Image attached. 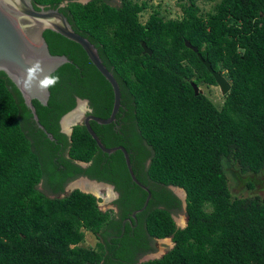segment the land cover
Instances as JSON below:
<instances>
[{
    "label": "trees",
    "instance_id": "trees-1",
    "mask_svg": "<svg viewBox=\"0 0 264 264\" xmlns=\"http://www.w3.org/2000/svg\"><path fill=\"white\" fill-rule=\"evenodd\" d=\"M208 1L202 12L197 0H178L182 14L167 18L149 0H32L36 9L57 8L113 74L115 119L90 126L106 147H125L151 196L132 217L147 191L131 179L123 153L103 152L84 124L70 136L60 131L77 98L108 117L113 89L78 43L45 29L50 53L69 59L52 72L60 82L47 104L32 101L52 139L0 71V264H264V194L232 197L223 166L264 168V0ZM185 40L229 76L221 105L195 94L191 82L217 84ZM78 176L113 184L118 211L78 188L60 196ZM170 185L186 191L184 227L175 223L181 202ZM86 231L94 246L81 245ZM166 237L173 246L162 256L139 261Z\"/></svg>",
    "mask_w": 264,
    "mask_h": 264
},
{
    "label": "water",
    "instance_id": "water-1",
    "mask_svg": "<svg viewBox=\"0 0 264 264\" xmlns=\"http://www.w3.org/2000/svg\"><path fill=\"white\" fill-rule=\"evenodd\" d=\"M75 1L85 3L88 0ZM65 2L61 3L60 6H63ZM45 29L52 30L78 43L83 48L93 65L106 78V80L110 83L113 89V106L108 117L103 118L89 113L90 111H86L87 108H90L88 106V100L77 98L75 107L66 112L60 118V125L63 131L68 136H70L72 129L75 125L84 124L89 134L96 141L97 146L103 152L112 153L116 150H120L123 153L125 164L131 179L147 191V197L144 201L143 207L132 212L131 215L132 217H134L137 211L142 210L147 205L151 193L148 188L136 178L131 167L128 152L126 151L125 147L122 145H116L112 147H106L105 145H103L97 134L91 128L89 122L90 120H93L99 124L111 123L115 119V115L120 107V89L118 83L114 78L113 74L103 64L98 54L97 48L94 46V44L90 42L86 37L77 33L72 28L67 18L57 8H44L41 6L39 9H36L33 6L32 0H0V65L6 66L7 69V71L3 72L13 82V79L10 74L16 73L26 67V65L24 64L25 57L42 59L44 61L46 70H49L51 72L55 71L61 64L69 61V59L65 55H56L50 53L48 44L43 36V32ZM185 45L191 48L193 51L197 52L199 59L203 62L207 70L213 75L216 84L221 90V93L223 95L226 94L231 86L229 83V76L223 75L222 73L214 70L211 67L210 62L207 59H203L201 54L198 53V48L192 45L189 41L185 40ZM141 46L143 48L144 53H152V51L146 46L144 42L141 43ZM191 85L194 89L195 94L202 92L199 86L194 82H191ZM19 92L23 98L25 105L30 109L33 120L35 121L36 125L40 129H42L50 139H52L51 133L47 132L44 126L39 122L35 107L32 102L33 99H37L41 104L46 105L49 98V91L47 92V94H41L38 91H34L33 94L27 96L23 94L20 90ZM81 102L84 103V110L77 111L78 105ZM72 113H76V117L72 120V122H70L69 126L64 129L62 121L66 116ZM79 180L87 181V183L91 182L93 184L101 186L102 188L109 187L111 190L113 189L112 185L108 183L90 179L86 176H80L69 184L66 193H69L72 190L78 188L83 192L91 193L97 197L94 192L84 190L76 186L75 184ZM169 187L172 190L178 188L183 191V197H181V199L184 202V205H186V191L181 187L173 185H170ZM64 194L65 193L61 194L60 196H63ZM184 220L186 225L187 216L184 218ZM166 238L170 239V237ZM166 238H158L157 240ZM162 254L152 255L151 253H149L144 256L145 259L144 257H142L139 261L142 262L149 259L159 258L160 256H162Z\"/></svg>",
    "mask_w": 264,
    "mask_h": 264
},
{
    "label": "rangeland",
    "instance_id": "rangeland-1",
    "mask_svg": "<svg viewBox=\"0 0 264 264\" xmlns=\"http://www.w3.org/2000/svg\"><path fill=\"white\" fill-rule=\"evenodd\" d=\"M152 7H159L161 13L166 15L167 18L179 17L182 14L180 6L177 4L178 0H149ZM213 1L208 0H197V4L202 12H207L212 8ZM152 13L151 7H148L146 11H144L140 15V20L145 22L149 14ZM199 88L202 92L206 93L212 100L217 104L221 105L223 101V94L218 85H209L206 86L204 84L199 85ZM82 119V118H81ZM80 119V121H81ZM64 128V127H63ZM224 170L226 173L228 186L231 192L232 197H245V196H253L259 195L262 196L264 194V168L258 172H246L242 173L239 170L238 165L233 162L224 161ZM252 184V186L249 185ZM101 194L97 195L99 199L100 207L105 210L108 207H111L110 203V194L109 188L100 189ZM174 191L183 197V191L176 188ZM112 193V191H111ZM109 198V199H108ZM175 223L177 226H184L185 220L184 216L180 217L176 214H173ZM183 221V222H181ZM182 224V225H181ZM96 239L93 234L86 231L84 236V241L81 243L82 246H94ZM172 246V241L170 239H160L155 243L156 250L150 252L152 255H161L164 253L168 247ZM145 259V257H144ZM143 260V259H142Z\"/></svg>",
    "mask_w": 264,
    "mask_h": 264
},
{
    "label": "clouds",
    "instance_id": "clouds-1",
    "mask_svg": "<svg viewBox=\"0 0 264 264\" xmlns=\"http://www.w3.org/2000/svg\"><path fill=\"white\" fill-rule=\"evenodd\" d=\"M24 64L26 67L10 75L15 86L26 96L33 94L34 91L47 94L60 82L58 75L46 70L42 59L25 57ZM0 71H7L6 66L0 65ZM86 111H91V108H87Z\"/></svg>",
    "mask_w": 264,
    "mask_h": 264
},
{
    "label": "flooded vegetation",
    "instance_id": "flooded-vegetation-1",
    "mask_svg": "<svg viewBox=\"0 0 264 264\" xmlns=\"http://www.w3.org/2000/svg\"><path fill=\"white\" fill-rule=\"evenodd\" d=\"M89 106V105H88ZM87 114H88V112H87ZM59 127H60V131L61 132H63V133H65L64 131H63V129L61 128V125H60V121H59ZM66 134V133H65ZM67 135V134H66ZM68 136V135H67ZM149 161V160H148ZM76 163L78 164V165H80L81 167H86V166H88L89 164H90V162H83V161H76ZM80 176H78L77 178H79ZM87 177V176H86ZM77 178H74V179H72V180H70V181H68L65 185H64V189H63V192L64 193H66V191H67V187L69 186V184L71 183V182H73L74 180H76ZM94 180H96V179H94ZM97 181H99V180H97ZM100 182H104V181H100ZM105 183H108V182H105ZM108 184H110V185H112V196H111V199H110V203L112 204L111 205V207H108L107 209H113L115 212H117L118 210H117V207H116V205L114 204V200H116L118 197H119V192L115 189V187H114V185L113 184H111V183H108ZM38 188H40V189H42L43 191H44V189H43V181H41L39 184H38ZM170 188V187H169ZM101 189H104V188H102L101 187ZM171 189V188H170ZM101 191V190H100ZM171 191L173 192V194L174 195H176L178 198H179V200H180V202H181V207H180V210L176 213V215H178L179 217L181 216V215H183L184 217H186V214H185V206L186 205H184V202L182 201V199H181V196L180 195H178L174 190H172L171 189ZM99 206H100V204H99ZM102 209V208H101ZM106 210V209H105ZM128 219V218H127ZM125 221V220H124ZM156 241H157V239H154V245H155V243H156ZM169 248V247H168ZM167 248V249H168ZM147 254H149V253H146V254H144V255H142L141 257H140V259L142 258V257H144L145 255H147ZM139 259V260H140Z\"/></svg>",
    "mask_w": 264,
    "mask_h": 264
},
{
    "label": "bare ground",
    "instance_id": "bare-ground-1",
    "mask_svg": "<svg viewBox=\"0 0 264 264\" xmlns=\"http://www.w3.org/2000/svg\"><path fill=\"white\" fill-rule=\"evenodd\" d=\"M83 110H84V103L81 102V103H79V105H78L77 111H83ZM75 114H76V113H75ZM75 114L72 113V114L66 116V117L63 119L62 124H63L64 129H66L67 126H69L70 122H72V120L76 117ZM75 185L78 186V187H80V188H82V189H84V190L92 191V192H94L96 195H100V194H101V191H100L101 186L96 185V184H93V183H91V182L87 183V181L79 180V181L76 182ZM107 188H109V187H107ZM109 194H110L109 196H110V198H111L112 193H111V189H110V188H109ZM108 199H109V198H108ZM181 222H183V221H181ZM181 225H182V224H181Z\"/></svg>",
    "mask_w": 264,
    "mask_h": 264
},
{
    "label": "crops",
    "instance_id": "crops-1",
    "mask_svg": "<svg viewBox=\"0 0 264 264\" xmlns=\"http://www.w3.org/2000/svg\"><path fill=\"white\" fill-rule=\"evenodd\" d=\"M170 240H171V237H170ZM172 241V240H171ZM172 244H173V242H172Z\"/></svg>",
    "mask_w": 264,
    "mask_h": 264
}]
</instances>
